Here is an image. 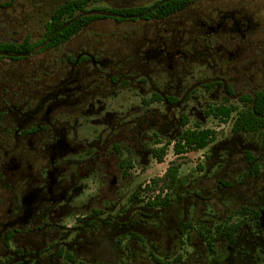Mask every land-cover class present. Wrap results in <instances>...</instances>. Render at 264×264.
I'll return each instance as SVG.
<instances>
[{
  "label": "flooded vegetation",
  "instance_id": "1",
  "mask_svg": "<svg viewBox=\"0 0 264 264\" xmlns=\"http://www.w3.org/2000/svg\"><path fill=\"white\" fill-rule=\"evenodd\" d=\"M183 11L129 20L149 24L112 60L81 49L64 60L63 77L0 94V264H264V129L232 130L264 90V67L243 54L259 49L255 25L231 11L185 26L173 20ZM200 56L215 70L226 61L234 85L218 69L182 93ZM132 84L150 96L139 108L114 109L108 100ZM199 89L211 100L221 92L225 103L205 104L203 119L231 123L229 137L209 146L203 171L197 164L182 175L185 164L169 165L164 175L178 167L173 188L154 179L132 188L136 157L147 167L198 128L191 104ZM219 106L236 110L224 122L208 114ZM86 124L104 129L81 135Z\"/></svg>",
  "mask_w": 264,
  "mask_h": 264
},
{
  "label": "rangeland",
  "instance_id": "2",
  "mask_svg": "<svg viewBox=\"0 0 264 264\" xmlns=\"http://www.w3.org/2000/svg\"><path fill=\"white\" fill-rule=\"evenodd\" d=\"M67 0H0V44L2 43H23L30 39L32 43L41 41L46 34V25L51 15L57 7ZM158 0H98L91 3L88 7L90 11L101 10L106 11L115 8H132V7H149ZM234 12L238 11L244 14L255 29L250 34H254L253 42L259 44L256 51H244L246 60H258L259 65L264 67V0H198L194 4L187 7L180 16L174 17V21H179L182 25L188 26L193 19H199L203 16L215 17L218 12ZM107 13V12H106ZM153 25L150 28L159 26ZM149 23L137 20L136 22L119 23L114 19H104L93 22L85 29L80 31L76 36L65 44L57 48L42 50L41 47L31 52L26 58L20 61L12 60L8 55L0 59V94L2 92H19L27 91L33 84H26L36 79H46L52 81L53 77H63L68 70V66L64 63L68 57L74 60L75 56L81 49H89L95 51L98 55L106 54L114 58L116 51L127 44L129 41H141L146 27ZM161 25V24H160ZM193 38L202 41L201 37L193 36ZM239 38V37H238ZM188 39H183L181 43H185ZM237 41V40H236ZM238 42V41H237ZM187 43V42H186ZM185 51H190L191 42L183 47ZM120 54V52H118ZM247 55H250L249 58ZM129 58V57H128ZM130 59V58H129ZM211 59L203 56L190 63L184 75L186 79L182 80L181 92L188 90L195 83H201L208 78L214 76V72L220 69V74L230 85L234 82L229 73H226L227 63L223 61L221 67L217 70L208 68ZM247 63V62H246ZM46 77V78H45ZM26 81V82H25ZM259 85H264V79L257 80ZM172 83L168 84L169 89ZM238 86V85H236ZM234 86L237 91L238 87ZM147 88L144 85L132 84L131 89H123L120 98H112L108 100L114 109L126 110L130 107H141V99L148 98L150 91H143L141 95L139 88ZM198 86H196L197 88ZM249 89V87H248ZM172 90V89H171ZM29 91V90H28ZM221 92L216 94V99H209L204 89H199L196 93L197 101L191 104L195 108L194 120L199 128L213 129L217 133L214 144H217L229 137L231 123L221 124L215 119L204 120L203 110L205 104L221 105L225 103ZM212 101V102H211ZM202 120V121H201ZM201 122V123H200ZM104 129L103 126H93L86 124L79 128L81 135H90L92 132H98ZM256 137H249L251 140H257ZM212 144V145H214ZM211 145V146H212ZM210 146V147H211ZM210 147L204 151L192 152L188 155L177 157L174 153L173 146L167 147L166 154L162 160L152 161L147 167H141L138 157H136V169L134 170V181L132 188L145 186L152 179H158L164 175V171L172 163L184 165L182 175L193 172L191 169L199 164L201 171L205 169V163L210 155ZM223 152V149L221 150ZM204 157V159H203ZM201 163V164H200ZM198 165V166H199ZM196 176V173H195ZM204 182V181H202ZM221 208V207H220ZM168 263H171L170 261Z\"/></svg>",
  "mask_w": 264,
  "mask_h": 264
},
{
  "label": "trees",
  "instance_id": "3",
  "mask_svg": "<svg viewBox=\"0 0 264 264\" xmlns=\"http://www.w3.org/2000/svg\"><path fill=\"white\" fill-rule=\"evenodd\" d=\"M98 0H67L57 7L49 22L46 25L45 37L36 43L30 39L23 43H2L0 44V59L3 55L10 56L11 59L24 57L39 47L42 50L57 48L65 44L80 31L85 29L93 22L114 18L117 22H125L134 19H163L177 11H183L188 6L198 0H163L156 2L149 7L115 8L106 11L88 9L91 3ZM107 12V13H106ZM250 107L247 112L237 115L233 123L234 133H250L264 129V90L260 92L256 100L250 99ZM236 110L231 106H219L211 108L208 114L225 122ZM217 137L213 129L197 128L195 131L187 130L184 132L174 147L177 155L187 152H198L208 148ZM169 145V144H168ZM165 146L159 152V160L165 156ZM178 167L175 165L167 170L162 179H154L152 182L157 186L160 182L164 188H173L177 180Z\"/></svg>",
  "mask_w": 264,
  "mask_h": 264
},
{
  "label": "crops",
  "instance_id": "4",
  "mask_svg": "<svg viewBox=\"0 0 264 264\" xmlns=\"http://www.w3.org/2000/svg\"><path fill=\"white\" fill-rule=\"evenodd\" d=\"M201 151H204V150H201ZM201 164V163H200Z\"/></svg>",
  "mask_w": 264,
  "mask_h": 264
}]
</instances>
